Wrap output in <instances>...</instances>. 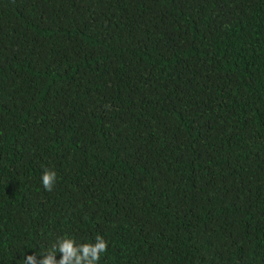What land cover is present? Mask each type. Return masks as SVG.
Segmentation results:
<instances>
[{
    "label": "trees",
    "instance_id": "trees-1",
    "mask_svg": "<svg viewBox=\"0 0 264 264\" xmlns=\"http://www.w3.org/2000/svg\"><path fill=\"white\" fill-rule=\"evenodd\" d=\"M97 235L264 264V0H0V264Z\"/></svg>",
    "mask_w": 264,
    "mask_h": 264
},
{
    "label": "clouds",
    "instance_id": "clouds-1",
    "mask_svg": "<svg viewBox=\"0 0 264 264\" xmlns=\"http://www.w3.org/2000/svg\"><path fill=\"white\" fill-rule=\"evenodd\" d=\"M57 180V173L54 170L45 169L41 181L46 191H53ZM108 249V243L101 235L95 237V243L78 244L74 238L58 237L40 256L43 259L37 262L35 256H28L23 264H99L101 254ZM62 253L59 262L55 257Z\"/></svg>",
    "mask_w": 264,
    "mask_h": 264
}]
</instances>
